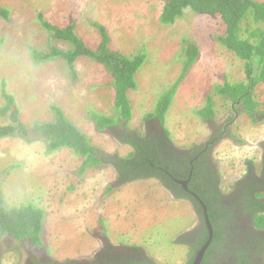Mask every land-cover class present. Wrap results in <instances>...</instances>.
Segmentation results:
<instances>
[{
	"label": "rangeland",
	"instance_id": "obj_1",
	"mask_svg": "<svg viewBox=\"0 0 264 264\" xmlns=\"http://www.w3.org/2000/svg\"><path fill=\"white\" fill-rule=\"evenodd\" d=\"M0 5L10 10L7 19L0 17V105L4 104L1 80L5 79L6 91L16 97L21 109L22 122L51 121L50 107L56 104L92 144L121 156L132 151L114 136L97 132L89 116L90 110L107 116L117 114L112 79L101 65L79 57L73 77L64 59L55 56L41 61L33 54L49 55L53 47L70 48L69 43L53 38L42 21L59 28L72 25L74 34L92 50L102 42V32L94 26L99 23L106 29L110 50L128 57L146 55L136 76L138 87L128 93L130 129L143 132L145 117L155 113L160 98L180 78L185 63L183 49L192 42L200 50L198 61L164 118L171 141L182 150L192 149L209 138L211 126L227 127L233 137L229 134L213 154L224 187L248 171L249 161L261 168L264 119L258 115L255 123L242 110L238 112L240 107L233 106L237 100L225 101L215 90L226 81H247L244 62L214 39L225 34L221 21L187 10L175 24H161L160 0H0ZM263 91L261 83L256 96L238 99V105L264 101ZM207 94L216 102L215 119L209 122L198 113L206 105ZM4 121L0 117V125ZM12 165L17 167L3 174ZM79 167L80 160L69 149L47 153L40 141L0 139V195L5 204L33 203L45 211L41 245L4 236L0 239V264H23L25 250L35 247L56 262L93 260L105 238L114 246L143 247L158 264H186L197 243L189 233L197 222L190 203L177 199L157 180L136 181L108 193L107 188L116 180L112 168L89 169L79 175ZM242 223L233 227L227 218L220 223L224 237L210 264H233L231 250L235 245L252 251L253 244L241 240L247 232ZM235 239L238 243L232 244Z\"/></svg>",
	"mask_w": 264,
	"mask_h": 264
},
{
	"label": "trees",
	"instance_id": "obj_2",
	"mask_svg": "<svg viewBox=\"0 0 264 264\" xmlns=\"http://www.w3.org/2000/svg\"><path fill=\"white\" fill-rule=\"evenodd\" d=\"M160 2L162 3V12L159 20L164 25L175 24L177 20L184 18L187 10L202 17L221 21L225 34L216 35L214 39L244 62L247 81L235 84L226 81L223 85H217L215 90L225 101L229 99L244 101L247 96H256L257 86L261 83L264 84V0H160ZM9 12L7 7L0 5L1 18L7 19L10 15ZM41 23L48 32L53 33V38L68 42L70 48L64 51L53 47V51L49 55L34 51L33 54L37 60L43 61L55 56L62 58L67 63L68 71L75 77V60L79 57H88L96 64L101 65L110 75L112 79L110 86L114 91V108L117 110V114L107 116L90 110L89 116L97 132H105L114 136L121 144L130 146L132 151L121 156L118 153H108L92 144L90 138L72 123L63 109L56 104L50 107L53 114L51 121L31 124L22 122L20 119L21 109L17 106L16 97L6 91L5 79L1 80L4 104L0 105V117L5 121L0 125V139L21 138L29 143L40 141L45 144L47 153L69 149L80 160V167L77 171L79 175H83L89 169L98 170L110 167L116 174V180L112 186L107 188L108 193L114 187L121 188L136 181H159L163 188L173 191L177 199L192 201L195 210L201 215L203 233L201 237H198L197 243L193 247L197 253L208 238L203 205L200 200L186 192L177 183V180L189 179L192 171L188 187L207 207L209 220L214 230L212 243L201 264H210L215 257L214 250L221 245L224 237L219 225L225 218L231 220L233 227L238 225L237 222L243 220L257 231L264 232V156L261 168L256 170L250 166L247 173L233 185V191L225 196L219 187L218 176L213 174L212 182L202 183L203 172H200V164L203 155L199 156L204 145L195 146L189 151L182 150L173 144L164 127V118L172 100L198 61L200 50L196 44L191 42L188 48L183 49L185 63L180 78L160 98L155 113L145 117L146 124L141 132L129 127L132 114L128 93L138 87L136 76L143 67L146 55L138 53L128 57L123 53L110 50L107 47L106 29L99 23L94 25L101 30L103 37L101 44L95 50L85 46L82 40L74 34L72 25L68 28H59L45 21ZM205 100L206 105L198 113L203 119L213 121L216 102L211 94H207ZM255 102L256 104H252V101L244 103L243 110L239 109V111L242 110L251 116V120L253 119L256 123L259 120L258 115L264 119V101L259 102L255 99ZM260 106L263 109H260ZM155 116L157 119L152 120ZM222 134L223 129L215 132L212 138L213 145L221 140ZM194 158L195 160H193ZM10 167L8 171L4 170L3 174L6 175L17 165ZM44 213L45 211L41 207H37L33 203L9 207L0 195V239L8 236L18 242L29 240L32 245L40 246ZM259 233L249 230L241 237V240L250 241L254 248L251 252H245L243 248L235 245L231 250L233 264H263L264 233ZM238 240L235 239L232 244H237ZM235 248L237 253L234 252ZM253 252L255 253L252 254ZM103 253L102 260L106 264H153L154 262L153 259H148L145 248L140 246L111 245L110 248L104 249ZM256 253L261 254L259 261L260 255L258 256ZM130 255L131 257H129ZM99 263L97 258L63 262L52 260L51 262V264Z\"/></svg>",
	"mask_w": 264,
	"mask_h": 264
},
{
	"label": "flooded vegetation",
	"instance_id": "obj_3",
	"mask_svg": "<svg viewBox=\"0 0 264 264\" xmlns=\"http://www.w3.org/2000/svg\"><path fill=\"white\" fill-rule=\"evenodd\" d=\"M220 129H223V135H225V136L227 135V137H229L230 131H229V129L227 127L225 128V127H221L219 125H215V126H213V133L215 134V132L217 130H220ZM212 138L210 140H208L204 144V148L201 151L202 153L199 156V157H201L203 155L202 158H201V164H200V168H201L200 172H203L202 175H201L202 183L212 182L213 179H214L213 178V174L215 176H217V174H216V172H217L216 171V165H215V162H214L213 157H212V153H213V150H214V148H213L214 147V145H213L214 142L212 141ZM213 168L215 169L214 173H213ZM170 192L174 195L173 191L170 190ZM192 207H193V210L195 212L197 222H196L195 226L193 227V229L189 233L191 234V236H193V240L194 239L197 240L198 237H201L202 233H203L202 232L203 231V221L201 219V215L197 213V211L195 210L193 204H192ZM242 230H246V231L250 230L251 232H256V233L260 232L259 234L264 233L262 230H258L257 231L255 228L252 227V225H248L247 222H244V224L242 225ZM110 247H111V244H110L109 240H107L105 238V240L102 242L100 251L95 256V258H97L98 262L100 261L99 264H106L102 260L104 258L103 251H104V249H108ZM255 248H257V247H255ZM25 252H26V255L24 257L23 264H48V263L51 264V262H52L51 258H49L45 253H43L39 249V247L38 248L35 247V249L27 248L25 250ZM198 252L196 253L194 251V249L192 248L190 250V253H189L190 257H188V261L186 262V264H192L195 261L197 255H198ZM255 252H256V250H255ZM255 252H253L252 254H254ZM257 255L258 256L260 255V257H258V261H259V258H261V254H257ZM129 257H131V255ZM262 257L264 258V252H263V256ZM204 258H205V256H204ZM148 259H150V258L148 257ZM153 264H158V263L157 262H153Z\"/></svg>",
	"mask_w": 264,
	"mask_h": 264
},
{
	"label": "clouds",
	"instance_id": "obj_4",
	"mask_svg": "<svg viewBox=\"0 0 264 264\" xmlns=\"http://www.w3.org/2000/svg\"><path fill=\"white\" fill-rule=\"evenodd\" d=\"M95 26V25H94ZM64 42V41H63ZM68 43V42H67ZM245 76H246V74H245ZM247 79V78H246ZM246 83V82H245ZM223 85V84H222ZM218 94V93H217ZM220 96V95H219ZM221 97V96H220ZM223 98V97H222ZM231 101V100H230ZM232 102L234 103V101L232 100ZM238 102V100L234 103V107L236 106V107H240V109H242L243 110V107H241V106H239L238 104L239 103H237ZM233 108V107H232ZM233 110V109H232ZM238 112H240V111H238ZM242 113H244V112H242ZM209 122V121H208ZM230 124V123H229ZM230 127V126H229ZM211 133H210V136H209V138H207L204 142H202L201 144H198L197 146H201V145H204L208 140H210L212 137H213V127L211 126ZM232 137H233V135H232V133L230 132L229 133ZM223 137L221 138V140L218 142V143H216L215 145H214V150H213V153H212V157H213V160H214V162H215V165H216V174H217V176H218V181L220 182V184H219V187H220V189H221V192L225 195V196H227L228 194H230L232 191H233V189H232V187H233V185L239 180V179H241L247 172H245L240 178H238L236 181H234V182H232V183H230V184H228V185H230V187H228V185H226L227 187H224V184H223V182H222V179H221V174L222 173H220L219 171H218V167H217V161L215 160V158H214V156H213V154L215 153V150H216V148L218 147V146H221L222 145V143H224V141H225V138L227 137V135L225 136V135H222ZM194 148V147H193ZM186 151H189V149H185ZM263 156H264V153H263ZM195 158H197V157H195ZM195 158L193 159V160H195ZM262 159H263V157H262ZM253 161H252V163H249L250 164V166H253L254 167V165H253ZM249 166V167H250ZM260 166H261V163H260ZM255 168V167H254ZM256 169V168H255ZM256 170H259V169H256ZM182 181H184V180H182ZM189 183H190V181H189ZM234 183V184H233ZM178 185H181V184H179L178 183ZM182 186V185H181ZM188 186H189V184H188ZM189 188V187H188ZM165 190H167L168 192H170V190H168V189H166V188H164ZM189 191H190V189H189ZM187 192V191H186ZM171 193V192H170ZM190 193V192H189ZM195 193V192H194ZM172 194V193H171ZM191 194V193H190ZM181 200H185V199H182L181 198ZM187 202V201H186ZM188 203H190V205L192 206V201H189L188 200ZM206 224V223H205ZM107 239V238H106ZM108 240V239H107ZM110 242V241H109ZM110 244L111 245H113L111 242H110ZM101 249V248H100ZM146 250V249H145ZM146 252H147V250H146ZM97 255V254H96ZM95 255V256H96ZM147 256H148V252H147ZM154 260V259H153ZM154 262H157L156 260H154Z\"/></svg>",
	"mask_w": 264,
	"mask_h": 264
},
{
	"label": "water",
	"instance_id": "obj_5",
	"mask_svg": "<svg viewBox=\"0 0 264 264\" xmlns=\"http://www.w3.org/2000/svg\"><path fill=\"white\" fill-rule=\"evenodd\" d=\"M191 175H192V171H191V174L189 176V179L184 180V181L177 180V183L181 184L185 191L190 192L192 196H194L198 200H200V202L203 205L204 214H205V223H206V226H207V229H208V238H207V241L202 246V248L200 249V251L198 252V255H197L195 261L192 263V264H201L207 249L209 248V246L212 243V240H213V237H214V230H213V226H212V224H211V222L209 220V216H208V213H207V207L203 204V201L198 197V195L196 193H194L192 191H189L188 184H189V181L191 179Z\"/></svg>",
	"mask_w": 264,
	"mask_h": 264
}]
</instances>
